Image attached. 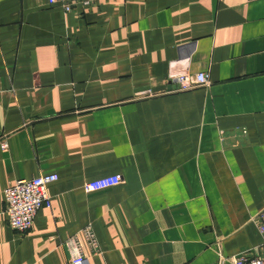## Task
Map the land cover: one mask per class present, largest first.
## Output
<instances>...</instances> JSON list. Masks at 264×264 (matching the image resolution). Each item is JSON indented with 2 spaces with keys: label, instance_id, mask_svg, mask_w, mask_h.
<instances>
[{
  "label": "crops",
  "instance_id": "0c3cea01",
  "mask_svg": "<svg viewBox=\"0 0 264 264\" xmlns=\"http://www.w3.org/2000/svg\"><path fill=\"white\" fill-rule=\"evenodd\" d=\"M68 1L0 0V264H70L73 236L89 264L256 253L264 0ZM185 69L210 87L174 91ZM51 173V207L12 228L5 188Z\"/></svg>",
  "mask_w": 264,
  "mask_h": 264
},
{
  "label": "built area",
  "instance_id": "2783aa9c",
  "mask_svg": "<svg viewBox=\"0 0 264 264\" xmlns=\"http://www.w3.org/2000/svg\"><path fill=\"white\" fill-rule=\"evenodd\" d=\"M91 0H84L83 3H89ZM50 4L63 2L66 12H72L74 4L68 0H49ZM175 82L174 91H185L197 86L210 87L211 79L207 71H197L196 73L189 70H181L178 74L171 77ZM151 90L141 92L139 97H148L153 95ZM4 148L8 146L6 141L2 142ZM59 179V175L51 173L50 175H41L33 179H19L14 184L5 188L6 212L8 222L12 228L22 233L28 232L35 224V217L38 211L44 207H51L52 196L48 190L51 182ZM124 181L122 174L107 176L99 180L88 181L84 188L87 191L101 190L111 186H116ZM257 229L264 237V208L259 210L253 217ZM84 234L88 238L90 245L96 251L98 248V239L91 227L84 229ZM69 255L70 264H89V258L84 254L82 242L77 236H73L65 243ZM264 264V244L263 247L257 248L256 253L243 252L234 257L220 256L219 264Z\"/></svg>",
  "mask_w": 264,
  "mask_h": 264
}]
</instances>
